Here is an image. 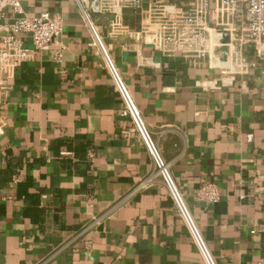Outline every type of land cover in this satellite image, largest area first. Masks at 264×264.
Segmentation results:
<instances>
[{
	"label": "crops",
	"instance_id": "obj_1",
	"mask_svg": "<svg viewBox=\"0 0 264 264\" xmlns=\"http://www.w3.org/2000/svg\"><path fill=\"white\" fill-rule=\"evenodd\" d=\"M20 1L62 15L66 50L46 47L1 95L0 264H204L167 189L143 184L152 159L75 0ZM111 18L92 15L218 264H264V60L224 85L219 69L110 36ZM207 182L219 202L198 199Z\"/></svg>",
	"mask_w": 264,
	"mask_h": 264
},
{
	"label": "built area",
	"instance_id": "obj_2",
	"mask_svg": "<svg viewBox=\"0 0 264 264\" xmlns=\"http://www.w3.org/2000/svg\"><path fill=\"white\" fill-rule=\"evenodd\" d=\"M178 1L75 0L91 33L88 46L103 59L121 97L120 115L130 119L152 159V169L143 184L151 187L160 183L167 189L203 263L218 264L174 177L171 163L163 156L111 50L92 19L93 14L108 13L112 16L108 25L110 36L136 37L165 55L181 53L195 64L219 69L224 85L248 75L257 61L264 60V0H189L190 5L182 10ZM126 9L140 12L139 30H133L123 22ZM63 30L64 19L59 13L43 11L29 16L20 0H0V109L1 95L5 94L9 80L21 65L48 46H53L56 58L61 59L66 50L62 41ZM25 38L31 41V46L25 43ZM249 48H253L254 59L247 54ZM5 128L6 123L0 117V137ZM197 197L206 203H217L221 193L216 184L207 182L198 190Z\"/></svg>",
	"mask_w": 264,
	"mask_h": 264
}]
</instances>
